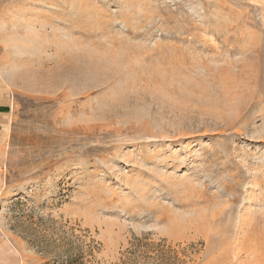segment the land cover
<instances>
[{
    "label": "rangeland",
    "instance_id": "rangeland-1",
    "mask_svg": "<svg viewBox=\"0 0 264 264\" xmlns=\"http://www.w3.org/2000/svg\"><path fill=\"white\" fill-rule=\"evenodd\" d=\"M0 264H264V0H0Z\"/></svg>",
    "mask_w": 264,
    "mask_h": 264
},
{
    "label": "crops",
    "instance_id": "crops-1",
    "mask_svg": "<svg viewBox=\"0 0 264 264\" xmlns=\"http://www.w3.org/2000/svg\"><path fill=\"white\" fill-rule=\"evenodd\" d=\"M3 115H4V113L0 112V120H3V119L1 118V116H3Z\"/></svg>",
    "mask_w": 264,
    "mask_h": 264
}]
</instances>
